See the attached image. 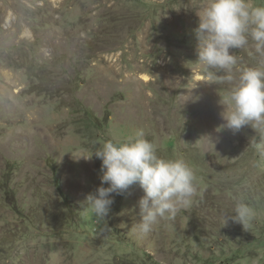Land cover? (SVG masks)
<instances>
[{
  "label": "rangeland",
  "instance_id": "obj_1",
  "mask_svg": "<svg viewBox=\"0 0 264 264\" xmlns=\"http://www.w3.org/2000/svg\"><path fill=\"white\" fill-rule=\"evenodd\" d=\"M208 2L0 0V264H264L259 133L218 131L232 84L197 62ZM233 54L234 77L264 70L251 37ZM140 129L158 155L189 164L197 188L143 236L139 185L98 221L82 202L102 161L77 160ZM241 201L254 221L224 227Z\"/></svg>",
  "mask_w": 264,
  "mask_h": 264
},
{
  "label": "clouds",
  "instance_id": "obj_2",
  "mask_svg": "<svg viewBox=\"0 0 264 264\" xmlns=\"http://www.w3.org/2000/svg\"><path fill=\"white\" fill-rule=\"evenodd\" d=\"M198 27L194 29L197 40L198 63L209 70H223L222 78L232 84L222 118L225 121L218 131L231 130L234 134L250 125L259 133L254 146L264 159V70L259 66L232 75L237 57L234 49L247 45L249 37L256 42V51L264 55V5L250 7L247 0H209ZM102 161L101 186L89 193L86 203L98 221L108 217L114 196L124 195L134 185H139L144 195L139 199L141 236L152 231L162 218H174L181 207L191 204L197 192L195 172L181 158L166 159L158 155L156 145L145 138L142 129L124 142L104 141L91 155L78 159ZM108 185L105 187L104 185ZM255 219L254 208L238 202L231 213L224 214V227L229 221L240 224L245 230Z\"/></svg>",
  "mask_w": 264,
  "mask_h": 264
}]
</instances>
